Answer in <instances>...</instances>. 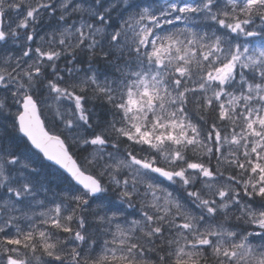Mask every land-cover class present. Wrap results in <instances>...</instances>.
Wrapping results in <instances>:
<instances>
[{"label": "snow or ice", "instance_id": "obj_1", "mask_svg": "<svg viewBox=\"0 0 264 264\" xmlns=\"http://www.w3.org/2000/svg\"><path fill=\"white\" fill-rule=\"evenodd\" d=\"M0 264H264V0H0Z\"/></svg>", "mask_w": 264, "mask_h": 264}]
</instances>
